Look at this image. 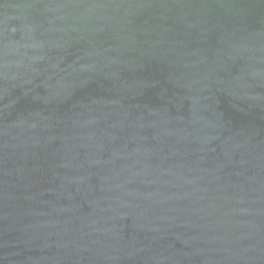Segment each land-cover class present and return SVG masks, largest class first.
<instances>
[{
    "label": "water",
    "instance_id": "95a60500",
    "mask_svg": "<svg viewBox=\"0 0 264 264\" xmlns=\"http://www.w3.org/2000/svg\"><path fill=\"white\" fill-rule=\"evenodd\" d=\"M0 264H264V0H0Z\"/></svg>",
    "mask_w": 264,
    "mask_h": 264
}]
</instances>
